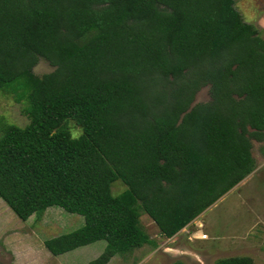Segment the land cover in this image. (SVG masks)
Instances as JSON below:
<instances>
[{"label":"trees","instance_id":"trees-1","mask_svg":"<svg viewBox=\"0 0 264 264\" xmlns=\"http://www.w3.org/2000/svg\"><path fill=\"white\" fill-rule=\"evenodd\" d=\"M39 59L53 70L38 77ZM204 86L209 101L192 105ZM0 94L27 118L0 128V200L20 221L81 216L44 249L104 241L88 264H106L156 247L140 213L169 239L254 171L264 38L234 0H0Z\"/></svg>","mask_w":264,"mask_h":264},{"label":"rangeland","instance_id":"rangeland-1","mask_svg":"<svg viewBox=\"0 0 264 264\" xmlns=\"http://www.w3.org/2000/svg\"><path fill=\"white\" fill-rule=\"evenodd\" d=\"M234 7L242 20L253 25L264 38V0H234ZM52 70L39 59L32 73L39 77ZM208 101V86H204L194 95L192 105ZM23 108L24 104L16 103L11 95L0 94V128L7 124L25 126L27 118ZM68 127L72 136L78 135L79 131L72 123H68ZM250 142L251 156L259 166L264 162V142ZM124 189L118 180L110 188L113 196ZM205 212L203 219L215 225L211 232L227 235L233 240L232 244L224 247L203 245L206 236L193 226L186 228L172 242L166 241L159 236L152 221L140 213L139 226L156 247L144 245L130 257L114 256L106 264H171L177 260L183 264H213L219 258L233 256H246L253 264H264V173L251 178L240 188L232 189ZM82 225L81 216L57 207H49L38 217L32 215L20 221L0 200V264H88L101 254L104 241L58 256L50 255L43 247L45 240L70 233Z\"/></svg>","mask_w":264,"mask_h":264},{"label":"crops","instance_id":"crops-1","mask_svg":"<svg viewBox=\"0 0 264 264\" xmlns=\"http://www.w3.org/2000/svg\"><path fill=\"white\" fill-rule=\"evenodd\" d=\"M263 168H264V162L261 165H259V166H257V164H256L254 171L250 175H248L245 179H243L237 186H235L233 188V190H236L237 188H240L241 186H243L244 184H246L251 178H254L255 176H259L262 173H264V172H262V169ZM215 204H213L212 206H210L208 209H210L211 207H213ZM206 212L204 211L203 213H201L192 222H190L189 225H187L185 228H183L182 230H180L176 235H174L173 237H171L169 239H165V240L166 241H169V242H172L174 239H177L178 237H180V234L183 231H185L186 228H188L190 226H193L196 230H201L202 233L206 236L205 241L202 242L203 245H205V244H208V246H217V245H219V246H223L224 247V246H228L227 245L228 243L232 244L233 243V240H229V237H226L227 235L217 234L214 231L211 232V229H213V227L215 225H213V224L211 225L208 221H206V220L203 219L204 218V214ZM190 238L191 237H188L187 239L188 240H191Z\"/></svg>","mask_w":264,"mask_h":264}]
</instances>
